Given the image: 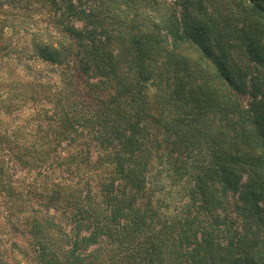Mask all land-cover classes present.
I'll return each instance as SVG.
<instances>
[{
  "label": "trees",
  "instance_id": "trees-1",
  "mask_svg": "<svg viewBox=\"0 0 264 264\" xmlns=\"http://www.w3.org/2000/svg\"><path fill=\"white\" fill-rule=\"evenodd\" d=\"M0 13V264H264V0Z\"/></svg>",
  "mask_w": 264,
  "mask_h": 264
},
{
  "label": "rangeland",
  "instance_id": "rangeland-1",
  "mask_svg": "<svg viewBox=\"0 0 264 264\" xmlns=\"http://www.w3.org/2000/svg\"><path fill=\"white\" fill-rule=\"evenodd\" d=\"M8 10V9H7ZM11 12V11H8ZM8 14V13H7ZM5 13H0V21L2 18H4ZM16 13L12 15V25L14 27L13 30H6L7 36L10 34L12 35L10 47L11 50L8 51V54L12 57H17L20 52L27 51L29 48V43L31 39V34H33L38 27L40 26L39 22H37V13L36 11L32 12H25L23 10L18 11L17 15L20 17L15 16ZM0 27H2V24L0 23ZM3 44V42H0ZM6 42L4 41V44ZM13 50V51H12ZM21 54V53H20ZM20 56V55H19ZM11 75H14L16 77L17 73L20 71V67H11L10 68ZM8 71L6 69L1 70L0 69V76L8 75ZM169 192L168 190L164 191V194ZM1 201V200H0ZM1 212H0V249H8L12 246L13 243H17L18 245H22V242L20 239H18V235L14 233L13 231H10L7 224L6 219L7 215L5 212V207L0 206ZM19 218V217H18Z\"/></svg>",
  "mask_w": 264,
  "mask_h": 264
}]
</instances>
